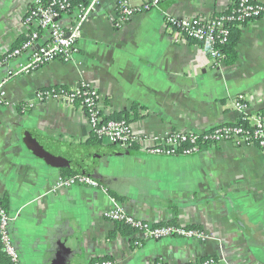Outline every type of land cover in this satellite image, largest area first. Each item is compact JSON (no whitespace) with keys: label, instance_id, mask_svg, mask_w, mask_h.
<instances>
[{"label":"crops","instance_id":"0c3cea01","mask_svg":"<svg viewBox=\"0 0 264 264\" xmlns=\"http://www.w3.org/2000/svg\"><path fill=\"white\" fill-rule=\"evenodd\" d=\"M30 3L0 0V57L25 37ZM233 3L163 0L116 28L117 0H100L72 61L54 60L8 79L9 104L0 107V200L7 199L13 217L21 264H49L61 248H72L70 237L79 241L84 264L101 257L119 264H195L208 257L217 264H264L263 149L220 141L185 156L144 152L152 137L169 131L202 133L236 122L237 93L245 94L249 113H264V15L239 28L232 64L215 65L204 46L179 40L166 23L167 16L212 18ZM82 81L98 91L104 118L126 119L146 141L132 147L93 141L77 104L34 99L38 89ZM78 144L95 146L102 187L54 192V181L70 176L65 172L86 174L71 152ZM114 204L137 219L199 228L210 238L148 239L136 247L135 233L103 216Z\"/></svg>","mask_w":264,"mask_h":264},{"label":"built area","instance_id":"2783aa9c","mask_svg":"<svg viewBox=\"0 0 264 264\" xmlns=\"http://www.w3.org/2000/svg\"><path fill=\"white\" fill-rule=\"evenodd\" d=\"M137 6L127 0H117V16L114 26L120 28L135 14L157 8L163 0H140ZM100 0H31L22 20L26 27L25 37L0 57V68H4V77L0 80V107L9 104L5 84L8 79L32 74L43 65L60 60L70 62L78 52V40L82 34L84 22L95 10ZM70 15L71 22L63 25L59 18ZM264 15V0H234L230 9L221 15L205 18L166 17L167 25L178 34L179 40L194 41L204 46L214 64L222 61L221 49L228 41L229 26L242 27L258 20ZM16 61L9 67V62ZM38 102L48 100L62 101L68 105L77 104L85 113L91 134L98 140L116 144L121 147H132L146 141L144 136L136 133L131 124L124 119L104 118L100 109V95L91 85L80 82L77 87L50 86L38 89L34 93ZM234 109L239 114L236 122L213 129V133L169 131L161 137H152L151 144L144 152L157 156H185L197 153L203 145L201 137L211 139L213 144L220 141H231L237 144L256 145L264 150V113H249L244 93L234 95ZM29 105L24 104V110ZM86 186L101 188L100 183L89 176L76 173L67 177H58L53 184L55 192L60 188ZM103 216L121 224L136 234V247L143 240H160L170 237L209 240L210 236L199 228L176 224H152L128 214L120 205L114 204L103 212ZM10 215L0 205V242L8 264H21L19 250L12 238ZM218 260L208 257L199 264H217ZM92 264H119L116 259L101 257ZM154 264H163L156 261Z\"/></svg>","mask_w":264,"mask_h":264},{"label":"water","instance_id":"95a60500","mask_svg":"<svg viewBox=\"0 0 264 264\" xmlns=\"http://www.w3.org/2000/svg\"><path fill=\"white\" fill-rule=\"evenodd\" d=\"M65 147L67 146L65 145ZM70 148L71 152L78 158L82 171L86 173L85 175L99 182L101 176L94 167L96 158L95 146L78 144L74 145V147L70 146ZM66 243H69L72 248H68V251H64L61 248L59 253L55 254L54 259L50 260L49 264H84L82 252L79 249V241L70 237Z\"/></svg>","mask_w":264,"mask_h":264},{"label":"trees","instance_id":"16d2710c","mask_svg":"<svg viewBox=\"0 0 264 264\" xmlns=\"http://www.w3.org/2000/svg\"><path fill=\"white\" fill-rule=\"evenodd\" d=\"M227 11H225L224 13H226ZM224 13H222V14H224ZM239 36H240L239 27L235 26L234 24L230 25L229 26L228 41H227L226 44H224L222 46V49H221L222 61H224L226 64H232V63H234L236 61L237 54H236V49L235 48H236V43H237V41L239 39ZM132 110L135 112V110H137V107L135 105H133V109ZM116 120H119V119H116ZM124 120H126V119H124ZM220 126H223V125H219V126H216V127H220ZM216 127H214V128H216ZM214 128L207 130L206 133H209V134L211 133L212 134ZM91 139L93 141H99L93 134H91ZM199 143L201 145H210V144H213V141H211V139H206L205 137H201L199 139ZM64 174L73 175V174H76V173H74V172H65ZM0 205L7 212H9L8 205H7V199L5 197L2 200H0ZM204 259L205 258L201 259L198 263H195V264H199ZM0 264H8V260L5 257V255L3 253V250H2L1 242H0Z\"/></svg>","mask_w":264,"mask_h":264}]
</instances>
